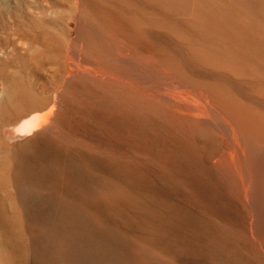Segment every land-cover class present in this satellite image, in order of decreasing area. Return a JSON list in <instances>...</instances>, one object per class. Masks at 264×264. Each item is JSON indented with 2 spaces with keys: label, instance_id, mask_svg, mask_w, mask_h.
<instances>
[{
  "label": "rangeland",
  "instance_id": "374dc122",
  "mask_svg": "<svg viewBox=\"0 0 264 264\" xmlns=\"http://www.w3.org/2000/svg\"><path fill=\"white\" fill-rule=\"evenodd\" d=\"M8 1L19 16L0 19V81L24 78L47 101L61 93L55 115L69 148L93 154L88 164L126 194L101 200L105 216L172 264H264V235L255 231L264 220V176L256 180L254 165L244 164L256 133L244 130L246 120L244 134L236 129L249 109L264 113V18L255 2ZM203 102L206 118L189 110ZM233 108L244 116L235 124ZM251 174L262 194H251ZM170 206L209 231L181 225ZM213 242L224 251L198 253ZM9 255L1 240L0 264Z\"/></svg>",
  "mask_w": 264,
  "mask_h": 264
},
{
  "label": "bare ground",
  "instance_id": "6f19581e",
  "mask_svg": "<svg viewBox=\"0 0 264 264\" xmlns=\"http://www.w3.org/2000/svg\"><path fill=\"white\" fill-rule=\"evenodd\" d=\"M253 1L264 18V0ZM8 13L19 16V12L12 8L8 0H0V19ZM127 28L133 30L131 23L127 24ZM112 76L115 79L117 77L111 75L110 78ZM119 79L122 77L119 76L117 80ZM26 82L20 77L16 78L15 82L0 81V241L4 240V244L10 250L6 264H172L170 260L152 249L153 242L127 232L117 222L111 221L109 216H105L100 208L101 200L106 197L124 199L126 197L124 190L121 187L119 189L110 176L95 170L97 167L93 169L94 162L93 168L88 164L93 154L89 156L85 153L80 156L69 148L70 136L59 129L55 115L61 93H55L48 101L37 98L27 88ZM114 82L119 83L116 80ZM205 106L198 110H195V106V112L193 107L189 110L194 114L198 113L199 116L203 113V117L206 118L208 111L204 109ZM226 106L231 108L229 105ZM234 110L236 109L233 108L231 117L237 116ZM239 113L238 117H234L233 124L240 118ZM244 114L246 118L241 120L244 118L241 115L239 119L241 121L236 126H240L242 121L246 120L247 124L245 122L244 126L247 125L248 129L243 126L246 128L244 130H255L256 138L253 139L255 141L253 143H257V146L254 145L256 152L251 150L254 154L248 151L250 155L245 154V158H249L245 159L244 164L247 171L254 165L253 174L256 180L262 179L264 155H260L259 146L264 147V113L257 109H249ZM207 121H210L209 118ZM248 125L253 128H249ZM243 127L241 125V128L236 129L240 128L242 131H239L240 129L238 131L244 134ZM241 139H243L241 143L246 140ZM38 141L42 145L37 146ZM248 148L246 147V150ZM239 151L242 152L240 148ZM235 163L239 165L237 161ZM250 163L253 165L247 168ZM238 167H234L235 171L240 170ZM7 172L10 173L8 174L10 177L5 176ZM237 172L240 175L242 170ZM244 176L242 175L243 178ZM249 176L252 178V174ZM250 177L246 178L250 181H248L250 187L249 184L245 187H249L253 196L255 193L262 194L260 186H256L257 183L255 185V180ZM240 182L242 185L245 184L244 181ZM242 187L244 191H248V188L245 190V187ZM169 208L181 225H189L201 233L209 231L206 224L197 216L187 211L182 212L179 207ZM17 216L23 220V228L21 224H16ZM256 224L255 231L261 238L264 235V220ZM221 251H224L221 243L213 242L211 245L208 243L206 247H199L198 253L207 256Z\"/></svg>",
  "mask_w": 264,
  "mask_h": 264
}]
</instances>
